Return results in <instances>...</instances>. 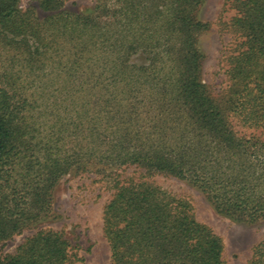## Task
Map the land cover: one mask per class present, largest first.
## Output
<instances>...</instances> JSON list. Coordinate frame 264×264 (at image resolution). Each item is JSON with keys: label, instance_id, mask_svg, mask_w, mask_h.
Returning a JSON list of instances; mask_svg holds the SVG:
<instances>
[{"label": "trees", "instance_id": "trees-1", "mask_svg": "<svg viewBox=\"0 0 264 264\" xmlns=\"http://www.w3.org/2000/svg\"><path fill=\"white\" fill-rule=\"evenodd\" d=\"M0 0V244L54 219L66 175L113 184L103 210L112 264H225L189 203L146 179L200 191L229 219L264 220V0H226V88L202 80L204 0ZM136 167L139 179L117 173ZM109 170V172H107ZM63 233L38 230L0 264H71ZM247 264H264V238Z\"/></svg>", "mask_w": 264, "mask_h": 264}, {"label": "rangeland", "instance_id": "rangeland-1", "mask_svg": "<svg viewBox=\"0 0 264 264\" xmlns=\"http://www.w3.org/2000/svg\"><path fill=\"white\" fill-rule=\"evenodd\" d=\"M62 1L66 8L74 11H85L95 4V0ZM225 3L226 0H204L200 10V19L210 27L198 37V46L204 55L202 80L215 95L227 86L225 57L234 45V37L221 25L229 23L234 16V11ZM28 8L43 15L36 2L21 0V9ZM234 130L238 135L264 141V131L260 129L234 123ZM94 172L92 168L86 173L72 172L63 177L53 195L55 218L38 223L1 243L0 256L14 253L24 239L38 230H53L63 233L68 240L71 264H112L103 232V210L112 196L113 184ZM117 173L121 180H137L144 175L136 167H127ZM146 180L189 203L195 219L221 239L225 264H247L253 247L264 238V220L251 224L224 217L214 210L200 191L173 177L158 174Z\"/></svg>", "mask_w": 264, "mask_h": 264}]
</instances>
